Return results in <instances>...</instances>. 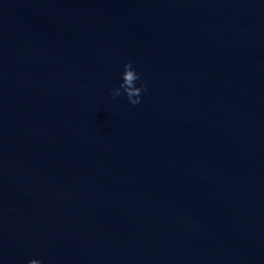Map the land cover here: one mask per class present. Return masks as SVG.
I'll list each match as a JSON object with an SVG mask.
<instances>
[{"label": "water", "instance_id": "water-1", "mask_svg": "<svg viewBox=\"0 0 264 264\" xmlns=\"http://www.w3.org/2000/svg\"><path fill=\"white\" fill-rule=\"evenodd\" d=\"M31 259L264 264V0H0V264Z\"/></svg>", "mask_w": 264, "mask_h": 264}, {"label": "clouds", "instance_id": "clouds-1", "mask_svg": "<svg viewBox=\"0 0 264 264\" xmlns=\"http://www.w3.org/2000/svg\"><path fill=\"white\" fill-rule=\"evenodd\" d=\"M123 68L122 83H120L119 87L112 90L110 94L113 98L126 95L131 105H138L141 103V94L147 92V86L141 81V77L134 69L132 62L124 64ZM138 81H141L139 87L136 86ZM28 264H42V262L37 259H31Z\"/></svg>", "mask_w": 264, "mask_h": 264}]
</instances>
